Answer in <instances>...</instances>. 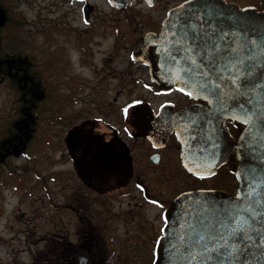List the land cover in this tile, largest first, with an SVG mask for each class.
<instances>
[{"label":"flooded vegetation","instance_id":"flooded-vegetation-1","mask_svg":"<svg viewBox=\"0 0 264 264\" xmlns=\"http://www.w3.org/2000/svg\"><path fill=\"white\" fill-rule=\"evenodd\" d=\"M80 1L87 21L96 5ZM185 1L106 0L117 15L110 31L112 49L124 54L118 63L124 65L115 68L117 55L107 50L100 67L92 70L93 78L80 79L77 88L70 87L61 96L57 115L51 108L57 100L53 91L65 65L55 57V80L49 71L52 57L46 64L48 115L57 116L62 125L57 172L62 209L59 264H153L164 212L177 196L208 189L237 192L236 151L213 174L196 176L183 166L181 145L170 128L173 114L185 108L199 113L208 103L176 87L161 88L152 79L151 67L158 69L159 55L145 39L158 34L169 12ZM232 2L264 10V0ZM85 8H90L87 18ZM94 30L86 29L89 37L74 32L77 49L93 54L83 41L92 42ZM51 31L47 29L48 46ZM193 118L198 121L200 116ZM226 125L237 139L242 126L229 120Z\"/></svg>","mask_w":264,"mask_h":264},{"label":"water","instance_id":"water-1","mask_svg":"<svg viewBox=\"0 0 264 264\" xmlns=\"http://www.w3.org/2000/svg\"><path fill=\"white\" fill-rule=\"evenodd\" d=\"M89 12L85 8L86 18ZM145 41L159 55L158 69L151 67L157 85L176 87L209 105L199 113L185 108L170 118L185 169L208 176L231 151L238 159L235 195L194 190L168 206L153 264H221V252L210 243L205 250V242H197L189 225L195 224L198 233L214 235L231 213L264 211V10L226 0H187L169 12L158 34ZM213 43L218 51H210ZM228 120L243 126L237 139L228 131ZM257 219V227L264 229V221ZM243 258L264 264L255 246Z\"/></svg>","mask_w":264,"mask_h":264},{"label":"rangeland","instance_id":"rangeland-1","mask_svg":"<svg viewBox=\"0 0 264 264\" xmlns=\"http://www.w3.org/2000/svg\"><path fill=\"white\" fill-rule=\"evenodd\" d=\"M1 1L12 22L10 32L17 35L20 45L30 51L33 63L44 70L46 75V64L52 57V69L49 71L55 80L58 70L55 57H59V63L65 65L64 74L59 73L61 76L57 85H54L53 95L58 101L55 100L51 106L53 114L59 110L61 96L70 87L77 88L82 78L84 81L93 78L92 70L100 67V58L107 50L117 55L113 57L115 68L124 65L118 64L124 54L112 49L110 31L114 26L113 15L116 14H113L106 0H85L96 5L88 22L83 19V1L80 0ZM232 1L242 4L252 2ZM48 28L52 30V44L49 46L46 44ZM87 28L95 29L90 37L92 42L89 38L83 41L92 55L76 48L74 32L89 37L86 34ZM67 32L70 37L66 36ZM13 105L12 90L0 81V123ZM61 126L57 116L44 127L41 125L37 142L30 144L25 155L11 158L7 169L0 173V264L60 262L62 209L57 172L60 168L58 136Z\"/></svg>","mask_w":264,"mask_h":264},{"label":"trees","instance_id":"trees-1","mask_svg":"<svg viewBox=\"0 0 264 264\" xmlns=\"http://www.w3.org/2000/svg\"><path fill=\"white\" fill-rule=\"evenodd\" d=\"M0 15V81L14 94V105L0 123L2 173L11 158L27 153L30 144L37 142L40 126L52 122L54 116L48 115L49 88L44 70L33 63L30 51L10 32L12 22L1 0Z\"/></svg>","mask_w":264,"mask_h":264},{"label":"snow or ice","instance_id":"snow-or-ice-1","mask_svg":"<svg viewBox=\"0 0 264 264\" xmlns=\"http://www.w3.org/2000/svg\"><path fill=\"white\" fill-rule=\"evenodd\" d=\"M184 38H187V33ZM218 50L219 45L213 43L210 51ZM152 203L156 202L152 201ZM258 217L261 218V221H264V211L248 208L231 213L219 222L218 227L215 228L214 235L198 233L195 224H190L189 227L194 234L198 235L199 239L197 242H205V250H207L210 243L213 250L221 252V255L225 257L221 264H251L243 257L253 246L264 255V229L257 227L260 223L257 219ZM254 264H260L259 259H256Z\"/></svg>","mask_w":264,"mask_h":264}]
</instances>
